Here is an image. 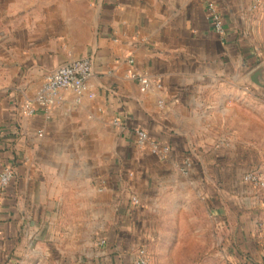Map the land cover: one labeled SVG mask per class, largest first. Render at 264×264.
<instances>
[{"label": "crops", "instance_id": "obj_1", "mask_svg": "<svg viewBox=\"0 0 264 264\" xmlns=\"http://www.w3.org/2000/svg\"><path fill=\"white\" fill-rule=\"evenodd\" d=\"M85 57L82 93L26 113L49 70ZM261 61L264 0H0V171H16L0 183V264H137L141 247L176 258L203 210L232 227L229 259L248 254L264 216V187L244 180L264 173V96L243 78Z\"/></svg>", "mask_w": 264, "mask_h": 264}, {"label": "built area", "instance_id": "obj_2", "mask_svg": "<svg viewBox=\"0 0 264 264\" xmlns=\"http://www.w3.org/2000/svg\"><path fill=\"white\" fill-rule=\"evenodd\" d=\"M208 9L214 19L215 26L218 30H223V17L220 10V7L217 3L211 2L208 6ZM93 74V64L92 60L88 57L79 58L71 61L68 64L61 65L57 68L49 70L42 82V85L35 90L33 96L26 99V102L23 106L27 109L26 113L34 112L37 106L44 108H51L56 106L64 100L63 90L71 89L77 93H82L86 87L88 79ZM131 76L138 80L140 89L142 91L147 90L151 83V77L142 71L134 70L131 73ZM103 77V76H100ZM249 87V86H248ZM93 95V93H90ZM114 122L121 124V118L115 117ZM138 141L141 145H144L149 139L148 132L144 129L136 130ZM217 139L223 140L221 133H217ZM3 141V134L0 129V146ZM151 150L158 151L159 149L166 150L165 148H160L158 143L154 140L150 141ZM159 148V149H158ZM263 171L259 168H255L247 172L244 176L246 182H252L255 186L264 187V175ZM16 175L15 168L12 165H7L0 172V183L3 186H6ZM133 204H139L140 198L136 195L132 196ZM264 202V196H263ZM230 264H235L234 260L229 259ZM137 264H153L152 258L148 250L144 247L139 249L137 259Z\"/></svg>", "mask_w": 264, "mask_h": 264}, {"label": "rangeland", "instance_id": "obj_3", "mask_svg": "<svg viewBox=\"0 0 264 264\" xmlns=\"http://www.w3.org/2000/svg\"><path fill=\"white\" fill-rule=\"evenodd\" d=\"M257 158L258 156H254V159ZM258 165L254 167H260ZM207 214L206 210L199 211L198 227L201 237L199 236L198 240L191 239V241L183 242L176 258L172 257L170 252L160 259L156 256L153 264H175V261L177 264H230V256L222 248L225 238L232 232V227L222 229L216 222L213 223ZM260 218L256 227L259 235L264 238V216ZM188 227L193 229L194 225H188Z\"/></svg>", "mask_w": 264, "mask_h": 264}, {"label": "trees", "instance_id": "obj_4", "mask_svg": "<svg viewBox=\"0 0 264 264\" xmlns=\"http://www.w3.org/2000/svg\"><path fill=\"white\" fill-rule=\"evenodd\" d=\"M0 129L2 131L3 140H4L6 133L4 134L3 129L2 128ZM16 136L17 134L12 132L11 138L16 137ZM188 156L193 157L191 153H189ZM257 230L258 229L256 227L255 233L253 235V239L250 241L251 251L248 250L247 251L248 254H241L239 257L233 259L235 264H264V238H262L259 235Z\"/></svg>", "mask_w": 264, "mask_h": 264}, {"label": "water", "instance_id": "obj_5", "mask_svg": "<svg viewBox=\"0 0 264 264\" xmlns=\"http://www.w3.org/2000/svg\"><path fill=\"white\" fill-rule=\"evenodd\" d=\"M243 81L264 96V61H261L256 66L252 67L245 74Z\"/></svg>", "mask_w": 264, "mask_h": 264}]
</instances>
